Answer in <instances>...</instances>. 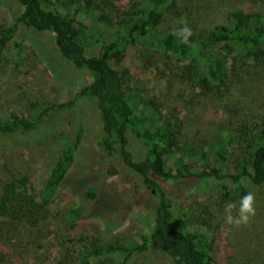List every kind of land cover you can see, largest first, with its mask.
<instances>
[{
    "label": "rangeland",
    "instance_id": "obj_1",
    "mask_svg": "<svg viewBox=\"0 0 264 264\" xmlns=\"http://www.w3.org/2000/svg\"><path fill=\"white\" fill-rule=\"evenodd\" d=\"M109 2L125 12L142 0H94L78 20L88 25L92 19L105 34V18L112 19L115 25L121 21L119 14L107 5ZM250 3L248 0H179L166 14L159 30L174 31L181 27L179 21L185 19L193 33H204L212 25L225 24L228 11H249ZM21 13L22 8L14 1L0 0V30ZM20 27L24 41L19 59L13 50L0 57V117L10 114L27 117L31 110L67 103L73 100L78 85L89 81L87 74L77 73L63 61L54 49L50 33L27 31L22 24ZM110 64L123 75L125 91L137 113L143 107L139 102L156 101L185 148L207 152L221 130L235 127L245 115L251 120L252 116L254 119L264 114V82L249 89L234 81L228 94L202 96L200 90L183 81L173 60L139 46L114 55ZM80 128L82 140L71 172L64 180V189L51 200L45 212L35 217L38 221L35 229L23 225L20 216L7 220L19 227L9 234L14 241L8 246L13 264H74L84 251L109 244L140 246L152 233L151 212L157 199L136 175L121 169V163L114 161L117 174L108 176L104 183L95 180L101 175L94 162L101 154L97 139L102 133L98 114L89 101L47 115L34 132L0 136V187L27 179L26 193L39 192L61 154L62 141ZM128 150L135 160L143 158L136 142L131 140ZM206 160L214 164L211 155ZM231 161L228 158L225 164L230 167ZM90 186L97 188V198L87 204L83 194ZM166 191L172 195L173 221H184L191 231L206 235L216 264H264V186L251 191L255 215L246 226L238 228L225 223L226 205L235 203L238 208L242 196L233 188H229L226 197L213 185L205 187L199 183L181 193L173 192L170 186ZM78 207H83L91 218L67 223V212ZM116 224L118 228L109 231ZM117 259V255H103L90 264H116ZM128 264L169 263L155 245L149 244L143 252L134 254Z\"/></svg>",
    "mask_w": 264,
    "mask_h": 264
},
{
    "label": "trees",
    "instance_id": "obj_2",
    "mask_svg": "<svg viewBox=\"0 0 264 264\" xmlns=\"http://www.w3.org/2000/svg\"><path fill=\"white\" fill-rule=\"evenodd\" d=\"M12 1L22 8V13L0 30V57L13 50L19 59L24 41L20 37L22 24L27 31L50 33L54 49L63 61L77 73L87 74L89 81L80 83L73 100L67 103L31 110L27 117L16 114L0 117V136L34 132L47 115L92 102L102 133L97 139L101 154L94 162L101 175L95 180L104 183L108 176L117 174V167L112 164L119 161L121 169L136 175L157 199L151 212L152 233L145 243L109 244L84 251L74 264H90L103 255H117L116 264H128L134 254H140L149 244L155 245L169 264H216L208 237L191 231L184 221H173L172 195L166 190L170 186L173 192H180L199 183L205 187L213 185L226 197L230 187L240 195L263 187L264 114L258 113L251 120L245 115L235 127L221 130L207 152L185 148L156 101L139 102L143 107L137 113L125 91V79L111 66L110 59L139 46L173 60L183 81L200 90L202 96L228 94L234 81L252 89L256 83L264 82V0H248L252 8L249 11H228L225 24L212 25L204 33H193L187 43L169 28L159 30L166 14L179 0H142L125 12L109 2L107 5L119 14L121 21L115 25L112 19L105 18V34L92 19L88 25L78 20L94 0ZM82 134V128L77 129L62 141L61 154L36 194L26 193L27 179L0 187V264H13L8 246L14 241L9 234L19 227L12 225V217L20 216L23 225L35 229L38 222L35 217L45 212L51 200L64 189ZM131 140L141 147L142 159L135 160L128 150ZM208 154L214 164L206 160ZM228 158L232 160L230 167L225 164ZM97 191L90 186L83 194L84 201L94 202ZM90 218L83 207H78L67 212L65 220L72 224ZM119 224L108 230H115Z\"/></svg>",
    "mask_w": 264,
    "mask_h": 264
},
{
    "label": "clouds",
    "instance_id": "obj_3",
    "mask_svg": "<svg viewBox=\"0 0 264 264\" xmlns=\"http://www.w3.org/2000/svg\"><path fill=\"white\" fill-rule=\"evenodd\" d=\"M181 27L174 30V35L181 38L182 42L187 43L189 38L193 35L192 29L188 26L185 19L179 21ZM236 214L233 215V211ZM225 223L235 227L246 226L250 219L255 215L254 196L248 191L239 199L238 208L235 203H228L224 209Z\"/></svg>",
    "mask_w": 264,
    "mask_h": 264
}]
</instances>
